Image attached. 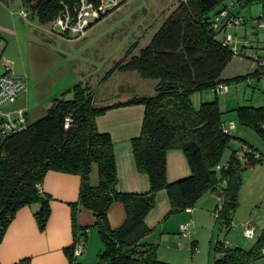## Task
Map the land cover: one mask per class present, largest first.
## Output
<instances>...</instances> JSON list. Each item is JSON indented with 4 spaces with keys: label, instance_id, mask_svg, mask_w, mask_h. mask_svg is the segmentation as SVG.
I'll return each instance as SVG.
<instances>
[{
    "label": "trees",
    "instance_id": "trees-1",
    "mask_svg": "<svg viewBox=\"0 0 264 264\" xmlns=\"http://www.w3.org/2000/svg\"><path fill=\"white\" fill-rule=\"evenodd\" d=\"M79 1L23 0L43 24L53 22L66 7L74 10ZM89 1L96 6L102 3ZM254 4H261L264 14V0H182L139 54L128 51L108 72L137 71L144 78L155 79L154 94L99 105L98 93L90 85L78 83L56 98L47 114L27 129L8 134L0 131V243L17 212L35 202L41 203L36 213L39 226L46 228L52 212L51 197L44 195L40 186L50 170L81 176L80 200L73 204L72 213L75 244L88 236V227L79 225V210L84 206L94 211L105 245L100 263L174 264L161 260L156 246L144 240L152 230L146 217L161 190L169 194L171 213L194 206L209 190L224 193L225 205L218 219L228 229L239 206L244 171L264 163V154L245 144L252 150L245 159L238 157L240 149H232L229 159L222 160L235 136L222 128L225 111L214 89L221 83L246 80L250 74L223 77L237 54L232 45L223 42V35L219 37L221 31L213 28L212 19L230 6L243 9ZM253 74L260 80L258 70ZM205 90H213L216 98L196 108L193 95ZM133 104L146 106L142 133L132 140L137 167L151 181L145 193L119 189L115 143L111 134L98 126V118L110 109ZM234 110L242 125L264 137V104L239 105ZM174 148L185 152L192 174L171 183L167 155ZM94 163L100 171L97 186L90 178ZM219 164L223 165L220 169ZM116 201L127 211V219L118 229L109 220V209ZM75 244L67 253L71 264H80L74 256ZM263 248L264 235L251 248L227 247L221 241L216 250L222 255L213 264H258Z\"/></svg>",
    "mask_w": 264,
    "mask_h": 264
},
{
    "label": "crops",
    "instance_id": "crops-1",
    "mask_svg": "<svg viewBox=\"0 0 264 264\" xmlns=\"http://www.w3.org/2000/svg\"><path fill=\"white\" fill-rule=\"evenodd\" d=\"M6 4L7 0L0 1V45H6L0 58L1 61L4 60L0 63V77L10 65L18 75L26 77L28 89L15 101L3 105L2 110L6 117L0 114V131L4 127L5 118L17 120L24 114L30 123L43 118L55 99L73 89L81 82L83 75L77 58L67 49V43L52 42L68 37L45 28L43 23L36 21L37 17L25 4L20 12L21 19L14 16V11L10 14ZM138 91L129 90L130 96L127 98H117L118 100L103 102L100 105L126 101L135 95H148ZM118 95L124 96L125 92ZM145 113V105L133 104L112 108L98 118L99 129L109 132L115 143L119 189L124 192L145 193L151 188L149 175L139 171L137 167L132 144V140L142 133ZM224 120L236 122L232 115L224 116ZM237 128L236 125L233 135ZM237 133L243 140L245 129ZM242 146L237 145L233 149H241ZM167 164L168 179L171 183L192 174L191 163L180 148L168 152ZM248 172L251 173L245 174L239 206L233 214V219L239 225L233 228L235 233L231 237L227 235L233 229H226L215 216L221 201L218 191L209 190L194 206L171 213L169 194L167 190H161L157 195L155 207L146 217V223L152 230L144 240L156 246L157 255L161 260L174 264H213L222 255L216 250L221 241L227 247L240 245L248 248L250 238L245 241L239 233L243 231L244 234L241 223L251 220L248 214L255 213V205L260 201L257 197L261 194L256 191L258 189L255 182L261 180L264 184V163L256 164L248 169ZM90 178L92 185L99 184L100 171L97 163L93 164ZM81 182L82 178L78 174L56 170L47 173L40 186L41 192L51 197L52 212L46 228H40L36 217L41 203L35 202L22 207L0 243V264H71L67 248L73 246L76 241L72 213L73 204L80 200ZM260 199H264V195ZM242 207L247 213H240ZM126 219L125 205L120 201L114 202L109 209L111 226L118 229ZM96 223L94 211L81 206L79 225L88 227V236L82 239L85 247L79 257L80 264H105L100 263V254L105 245ZM183 223H192L190 234L182 233ZM255 226V238L260 239L264 231L257 235L258 229L256 224ZM258 264H264V258L258 261Z\"/></svg>",
    "mask_w": 264,
    "mask_h": 264
},
{
    "label": "rangeland",
    "instance_id": "rangeland-1",
    "mask_svg": "<svg viewBox=\"0 0 264 264\" xmlns=\"http://www.w3.org/2000/svg\"><path fill=\"white\" fill-rule=\"evenodd\" d=\"M1 1V0H0ZM182 0H120L117 7L111 8L109 14L103 19L96 21L89 27L85 37L74 39L64 38V40H53V43H67V49L77 58V64L83 71L80 83L88 84L95 93H98V104L103 102L118 100L117 98H127L129 90H139L144 94H154L157 80L144 78L137 71H116L112 75L108 72L117 61L125 59L128 51L133 54H139L141 49L146 47L152 40L154 34L158 31L164 20L176 9ZM23 0H7L6 7L10 14L15 13L17 19H21L20 12L23 9ZM235 12L240 17L246 19V24L239 27L230 28L228 34L233 35L238 43V48L242 54H237L223 73L224 78H233L239 75H249L252 83L243 80L242 85L237 86L236 82L229 84L230 91L220 94V103L225 111L224 116L235 118L237 131L245 129L244 139L239 138V133L234 134L231 146L227 148L223 156V162H226L232 152L233 147L237 145L250 144L262 154H264V137L254 128L242 125L237 117V111L234 107L239 105H262L264 104V88L262 80L253 74L258 68L255 56L264 57V28H256L257 21L263 13L261 4H254L251 7L241 9L234 6ZM36 21H39L36 19ZM45 28L58 33L54 29L53 22L44 24ZM57 27V26H55ZM57 29V28H56ZM220 35L219 37H221ZM249 43L250 45H246ZM4 61V60H3ZM1 61L0 59V63ZM129 87V89L127 88ZM143 90V91H141ZM125 92L124 96H120ZM127 94V95H126ZM216 98L212 90L196 92L193 95V103L199 108L203 101H211ZM228 103H226V101ZM230 122V121H229ZM245 142V143H242ZM255 166V165H254ZM253 167V166H252ZM244 171L249 174L248 169ZM264 182V181H263ZM258 196L256 210L253 215L248 214V218L257 225V235L264 231V184L262 181L255 182ZM241 214L247 213L244 207L241 208ZM241 226L239 228V231ZM235 229L231 230L227 236L231 237ZM242 239L249 240L243 234L239 233ZM258 237L250 239L251 248ZM264 258V257H262ZM259 259V261L262 260Z\"/></svg>",
    "mask_w": 264,
    "mask_h": 264
},
{
    "label": "built area",
    "instance_id": "built-area-1",
    "mask_svg": "<svg viewBox=\"0 0 264 264\" xmlns=\"http://www.w3.org/2000/svg\"><path fill=\"white\" fill-rule=\"evenodd\" d=\"M120 3V0H102V3L99 6L94 5L89 0H80L76 8L73 10L70 7H66L64 11L53 21L54 29L58 33L68 38L79 39L85 37L89 27L101 18L102 15L106 14L111 8L117 7ZM233 7L230 6L227 9L223 10L219 15L215 16L212 19V26L215 30L221 31L223 35V42L227 45H232L236 54H242V51L238 48L237 41L234 40L232 35L228 34L230 28L239 27L240 25L246 24V19L240 16L232 14ZM57 26V27H55ZM57 28V29H56ZM256 28H264V14L260 16L257 21ZM1 41V37H0ZM250 45L249 43L246 44ZM256 64L260 75V80H262L264 88V57L255 56ZM247 83L251 84L252 80L249 78L246 79ZM243 81L236 82L237 86L242 85ZM28 85L25 76L18 75L14 69L8 65L5 73L0 77V114L3 117H6V114L3 112L2 108L5 103L13 102L17 97L23 92L27 91ZM214 91L217 94L228 93L230 87L226 83L219 84ZM30 122L27 119V116L22 114L17 120L11 118H5L4 127L1 130L2 134H8L11 132L23 131L29 127ZM70 121L68 120L66 126L68 127ZM237 123L235 121L225 122L222 124L224 131L228 133H233L236 128ZM252 152V150L247 146L243 145L241 149L237 152V155L240 159H245L246 153ZM222 164L218 165V168H222ZM221 201L215 211V216L217 218L221 217V213L225 205V194L221 193ZM191 224L192 223H183L181 225L182 233L188 235L191 233ZM238 222L232 220L229 226V230L237 227ZM244 227V234L247 238H255L256 236V226L251 220H247L241 223ZM84 242L79 240L75 244L74 256L79 261V257L84 251ZM264 252V249H263ZM73 264H77L74 262Z\"/></svg>",
    "mask_w": 264,
    "mask_h": 264
},
{
    "label": "water",
    "instance_id": "water-1",
    "mask_svg": "<svg viewBox=\"0 0 264 264\" xmlns=\"http://www.w3.org/2000/svg\"><path fill=\"white\" fill-rule=\"evenodd\" d=\"M5 44H1L0 45V54H3V51H4V49H5Z\"/></svg>",
    "mask_w": 264,
    "mask_h": 264
}]
</instances>
